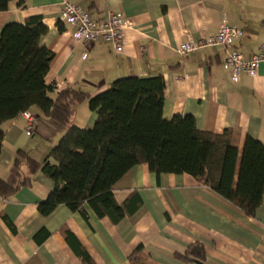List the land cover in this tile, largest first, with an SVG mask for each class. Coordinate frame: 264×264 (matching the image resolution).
<instances>
[{
	"label": "crops",
	"instance_id": "obj_1",
	"mask_svg": "<svg viewBox=\"0 0 264 264\" xmlns=\"http://www.w3.org/2000/svg\"><path fill=\"white\" fill-rule=\"evenodd\" d=\"M66 1L99 21L110 14L130 21L124 52L116 53L107 42L76 41L75 29L60 23ZM35 17L49 30L41 45L54 54L45 79L54 87L51 99L67 89L94 97L121 78L162 75L166 120L191 115L201 131L233 130L240 156L247 138L264 143V64L255 77L242 75L236 83L224 69V48L204 47L187 56L176 52L188 40L198 43L217 34L226 19L242 31L234 48L250 59L264 44V0H13L0 12V34L7 24ZM29 112L36 121L32 137L22 116L1 127V180L9 178L17 151L43 164L66 133L38 108ZM96 121L88 100L76 107V127L90 130ZM53 189V181L39 171L30 187L0 198V264H85L83 256L93 264H129L139 247L145 264H264V198L250 217L191 175L158 176L142 164L112 189L118 205L132 211L116 224L88 206L86 217L65 206L41 216L38 206ZM186 255L190 261L182 259Z\"/></svg>",
	"mask_w": 264,
	"mask_h": 264
},
{
	"label": "trees",
	"instance_id": "obj_2",
	"mask_svg": "<svg viewBox=\"0 0 264 264\" xmlns=\"http://www.w3.org/2000/svg\"><path fill=\"white\" fill-rule=\"evenodd\" d=\"M12 1L0 0V12H6ZM19 5L24 7L23 2ZM48 31L40 17L7 24L1 31L0 155L5 138L1 127L35 107L66 133L43 164L17 151L9 178L0 179V198L7 200L30 187L41 171L54 183L38 206L41 216L47 218L65 206L86 217L88 206L98 218L117 224L132 211L118 205L112 189L132 168L146 164L158 176L191 175L246 215H256L264 198V143L247 138L240 156L233 130L201 131L191 115L166 120L162 75L121 78L94 97L67 89L51 99L48 94L54 87H48L45 79L54 54L41 45ZM86 100L97 115L90 130L72 122L76 107ZM143 252L139 247L129 264H145ZM197 255L205 259L203 249ZM182 259L190 261L189 255ZM83 261L93 264L88 256Z\"/></svg>",
	"mask_w": 264,
	"mask_h": 264
},
{
	"label": "built area",
	"instance_id": "obj_3",
	"mask_svg": "<svg viewBox=\"0 0 264 264\" xmlns=\"http://www.w3.org/2000/svg\"><path fill=\"white\" fill-rule=\"evenodd\" d=\"M60 23L74 28V39L84 46L107 42L118 54L124 52L125 31L132 28V23L120 15L110 14L104 21H99L81 6L70 4L67 1L64 2ZM241 37L242 31L238 27L230 26L224 19L217 34L198 43L188 40L178 47L176 52L180 56H187L204 47H222L226 50L224 69L230 71L234 81L239 83L242 75L255 77L259 66L264 64V44L250 59H246L234 48L235 41ZM22 117L29 122L26 134L32 137L35 134V118L29 111L23 113Z\"/></svg>",
	"mask_w": 264,
	"mask_h": 264
}]
</instances>
